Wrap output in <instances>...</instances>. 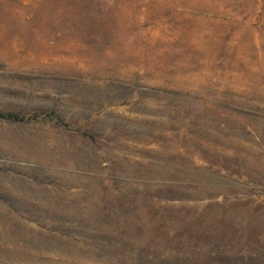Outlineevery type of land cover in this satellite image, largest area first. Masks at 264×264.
Returning a JSON list of instances; mask_svg holds the SVG:
<instances>
[{"label": "rangeland", "instance_id": "374dc122", "mask_svg": "<svg viewBox=\"0 0 264 264\" xmlns=\"http://www.w3.org/2000/svg\"><path fill=\"white\" fill-rule=\"evenodd\" d=\"M0 264H264V0H0Z\"/></svg>", "mask_w": 264, "mask_h": 264}, {"label": "trees", "instance_id": "16d2710c", "mask_svg": "<svg viewBox=\"0 0 264 264\" xmlns=\"http://www.w3.org/2000/svg\"><path fill=\"white\" fill-rule=\"evenodd\" d=\"M0 117L10 118V119H19L20 118L19 114H15V113H2V112H0Z\"/></svg>", "mask_w": 264, "mask_h": 264}]
</instances>
